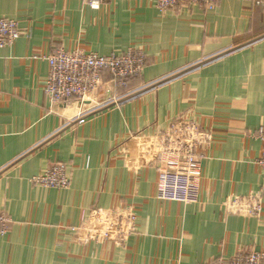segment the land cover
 I'll list each match as a JSON object with an SVG mask.
<instances>
[{
	"label": "crops",
	"instance_id": "0c3cea01",
	"mask_svg": "<svg viewBox=\"0 0 264 264\" xmlns=\"http://www.w3.org/2000/svg\"><path fill=\"white\" fill-rule=\"evenodd\" d=\"M0 18L20 37L0 50V264H209L264 253V214L227 215L231 197L259 195L264 131V0H220L160 12L154 0H0ZM140 49L143 74L117 87L105 75L84 101L45 94L48 58L58 49L111 56ZM195 119L213 133L190 173V202L157 199V164L134 173L122 153L138 132L155 134ZM67 190L34 186L54 165ZM132 206L138 232L125 244L81 245L71 227L96 209Z\"/></svg>",
	"mask_w": 264,
	"mask_h": 264
},
{
	"label": "built area",
	"instance_id": "2783aa9c",
	"mask_svg": "<svg viewBox=\"0 0 264 264\" xmlns=\"http://www.w3.org/2000/svg\"><path fill=\"white\" fill-rule=\"evenodd\" d=\"M94 10L111 0H82ZM220 0H154L155 7L162 13L173 9L199 7L206 11L218 8ZM18 23L0 18V50L13 45L20 37ZM49 75L45 82V94L53 102L78 100L84 102L99 90L105 75L115 80L117 87L125 88L128 82L140 77L146 66V54L131 48L125 53L101 56L81 49L65 51L58 49L48 58ZM258 138L262 142V154L258 165L264 169V131ZM130 145L121 148L128 169L139 173L157 164V199L190 202L191 174L166 172L164 165L172 161H183L192 167L200 151L213 143V133L195 119L180 118L172 121L165 129L155 134L138 132L131 136ZM34 186L67 190L72 179L65 166L54 165L44 175L31 179ZM227 215L261 218L264 202L259 195L236 196L224 204ZM11 218L0 212V236L10 231ZM74 240L81 245L117 242L121 245L138 232V215L132 206H118L111 209H96L88 219L71 227ZM209 264H264V253L239 252L232 258L219 257Z\"/></svg>",
	"mask_w": 264,
	"mask_h": 264
},
{
	"label": "trees",
	"instance_id": "16d2710c",
	"mask_svg": "<svg viewBox=\"0 0 264 264\" xmlns=\"http://www.w3.org/2000/svg\"><path fill=\"white\" fill-rule=\"evenodd\" d=\"M135 79V78H134Z\"/></svg>",
	"mask_w": 264,
	"mask_h": 264
}]
</instances>
